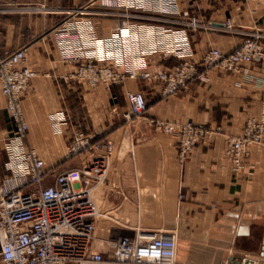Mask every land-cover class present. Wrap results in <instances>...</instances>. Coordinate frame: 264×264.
Instances as JSON below:
<instances>
[{
	"label": "crops",
	"instance_id": "crops-1",
	"mask_svg": "<svg viewBox=\"0 0 264 264\" xmlns=\"http://www.w3.org/2000/svg\"><path fill=\"white\" fill-rule=\"evenodd\" d=\"M81 8L90 12H73ZM191 19L208 27L177 23ZM121 22L130 27V41L115 32ZM64 23L92 26L95 45L84 51L89 58L124 69L130 49L146 70L157 71L179 61L160 50V28L186 30L191 59L199 63L211 48L230 53L247 33H264V0H0V56L23 48L26 64L37 71L21 99L24 142L44 160L47 183L90 158H66L74 131H98L112 144L106 180L93 191L100 215L91 250L103 255L101 264H124L111 259V244L140 232L175 233V264H264V148L253 146L238 170L225 155V136L237 135L248 116L264 114V60L237 71L208 67L168 97L160 95L163 82L155 78L89 85L73 78L76 66L60 58L55 34ZM127 90L143 92L148 119L191 121L221 132L180 161L174 134L128 116ZM55 115L64 117L60 132ZM12 129L0 90V181L6 173L3 139Z\"/></svg>",
	"mask_w": 264,
	"mask_h": 264
},
{
	"label": "built area",
	"instance_id": "built-area-1",
	"mask_svg": "<svg viewBox=\"0 0 264 264\" xmlns=\"http://www.w3.org/2000/svg\"><path fill=\"white\" fill-rule=\"evenodd\" d=\"M73 12H90L87 8ZM190 29L208 27L191 19L178 21ZM88 23H64L56 32L60 58L76 66L73 78L89 85L106 87L121 83L127 77L159 79L162 97H168L205 69L218 66L237 71L242 64L264 60V33H247L242 43L230 53L217 48L209 49L199 63L192 61V47L186 30L174 31L160 28L157 32L161 51L165 57L179 61L170 69L146 70L144 61L129 49L124 69L107 61L89 58L85 47L95 45L94 31ZM230 27V25H228ZM130 27L121 22L115 29L117 36L128 41ZM27 53L19 48L0 56V90L6 98V110L13 129L3 139L6 152L5 175L0 181V264H75L87 260L101 264L105 258L91 250L95 221L100 213L93 191L106 180L112 144L105 141L98 131L83 135L74 131L66 150V158L90 153V158L80 167L57 173L52 183H47L44 160L37 150L25 144L28 123L21 107V99L37 76V71L26 64ZM201 67L203 69H201ZM140 71V72H139ZM128 116L144 118L155 129L172 133L177 138L178 157L183 161L192 149L221 128H209L191 121L173 122L145 117L146 98L140 90L125 92ZM64 117L54 116L56 130ZM225 155L238 170L253 146L264 148V114L248 116L237 135L225 136ZM106 148V153L99 149ZM111 259L124 264H175L177 241L172 232L137 233L134 237L120 236L111 244Z\"/></svg>",
	"mask_w": 264,
	"mask_h": 264
},
{
	"label": "water",
	"instance_id": "water-1",
	"mask_svg": "<svg viewBox=\"0 0 264 264\" xmlns=\"http://www.w3.org/2000/svg\"><path fill=\"white\" fill-rule=\"evenodd\" d=\"M262 250H263V252H264V241H263V248H262ZM263 255H264V253H263ZM249 263L254 264L253 261H251V260H249V259H246V260L244 261L243 264H249ZM229 264H239V263H235V262H233L232 259H231Z\"/></svg>",
	"mask_w": 264,
	"mask_h": 264
}]
</instances>
